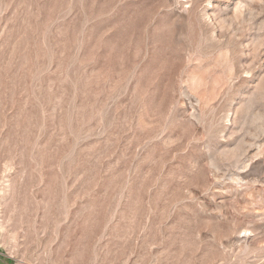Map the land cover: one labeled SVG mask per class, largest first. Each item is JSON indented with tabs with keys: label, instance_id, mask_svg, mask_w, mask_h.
I'll use <instances>...</instances> for the list:
<instances>
[{
	"label": "rangeland",
	"instance_id": "obj_1",
	"mask_svg": "<svg viewBox=\"0 0 264 264\" xmlns=\"http://www.w3.org/2000/svg\"><path fill=\"white\" fill-rule=\"evenodd\" d=\"M0 264H264V0H0Z\"/></svg>",
	"mask_w": 264,
	"mask_h": 264
}]
</instances>
